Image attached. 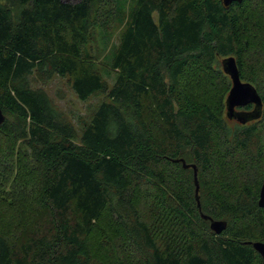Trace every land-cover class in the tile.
<instances>
[{"label": "trees", "instance_id": "16d2710c", "mask_svg": "<svg viewBox=\"0 0 264 264\" xmlns=\"http://www.w3.org/2000/svg\"><path fill=\"white\" fill-rule=\"evenodd\" d=\"M13 1L0 7V137L24 147L48 219L21 240L0 230V264H261L264 0ZM115 26L97 68L94 35L104 50ZM229 57L260 99L244 123L226 116ZM31 75L103 100L77 134Z\"/></svg>", "mask_w": 264, "mask_h": 264}, {"label": "rangeland", "instance_id": "374dc122", "mask_svg": "<svg viewBox=\"0 0 264 264\" xmlns=\"http://www.w3.org/2000/svg\"><path fill=\"white\" fill-rule=\"evenodd\" d=\"M15 4L13 0H0V7L10 9L13 13L16 10ZM153 17L155 18L154 15ZM111 31L108 45L104 50L101 49L97 34L94 35L95 43L89 47L90 53L96 57L97 68H100L108 47L117 43L121 27L115 26ZM164 75L162 71V76ZM111 80L112 75L107 78L109 85ZM28 84L33 89H41L45 92L77 134L103 100L101 95H94L87 101L80 102L74 96L67 80L56 76L46 83H39L31 75L28 77ZM4 146L5 141L0 137V230L12 239L21 240L33 227L46 226L48 214L39 206L37 181L27 166L28 158L24 147L16 143L11 152H6Z\"/></svg>", "mask_w": 264, "mask_h": 264}, {"label": "water", "instance_id": "95a60500", "mask_svg": "<svg viewBox=\"0 0 264 264\" xmlns=\"http://www.w3.org/2000/svg\"><path fill=\"white\" fill-rule=\"evenodd\" d=\"M232 1L239 3L241 0H221L224 6H227ZM221 67L223 73L226 74L231 82L229 90L224 100V105L226 109V116L228 118H233L241 123L248 120L255 119L260 114V99L256 94L254 88L245 82H241L238 78L237 70L233 58H223L221 60ZM248 103L254 105V109L251 112H234V107H242ZM3 115L0 111V124L3 122ZM174 162H179L183 169H192L193 185H194V200L196 202V207L199 211L200 218L208 221L209 230L215 234H219L224 230L226 223L220 220H213L210 217L200 213L199 202L197 197V181H196V168L192 164H186L183 159H177ZM257 206L264 209V182L261 184L258 192ZM251 247L258 253L261 258V264H264V242H253L250 243Z\"/></svg>", "mask_w": 264, "mask_h": 264}, {"label": "flooded vegetation", "instance_id": "af4514ba", "mask_svg": "<svg viewBox=\"0 0 264 264\" xmlns=\"http://www.w3.org/2000/svg\"><path fill=\"white\" fill-rule=\"evenodd\" d=\"M221 1V0H220ZM221 64V62H220ZM222 68V67H221ZM226 75V74H225ZM227 76V75H226ZM228 77V76H227ZM229 78V77H228ZM242 82V81H241ZM231 85L230 79H229V87ZM249 105V108L245 109V106ZM245 106L242 107H234V112H251L254 109V105L252 103H248Z\"/></svg>", "mask_w": 264, "mask_h": 264}]
</instances>
